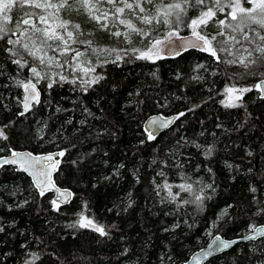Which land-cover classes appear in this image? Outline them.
I'll return each mask as SVG.
<instances>
[{
  "label": "trees",
  "instance_id": "1",
  "mask_svg": "<svg viewBox=\"0 0 264 264\" xmlns=\"http://www.w3.org/2000/svg\"><path fill=\"white\" fill-rule=\"evenodd\" d=\"M217 30L209 25L206 32ZM4 46L0 41V127L8 125V139H0V155L9 148L66 150L54 179L73 195L53 210L51 193L41 196L24 173L0 167V264H180L206 244L225 210L213 234L239 237L264 223V98L251 86L238 106L227 107L223 89L231 77L207 52L103 64L97 71L104 79L87 91L40 84L39 103L21 116L22 88L10 79L18 69ZM157 112L185 115L149 140L142 122ZM165 182L180 193L173 202H161L167 191L157 195ZM186 182L193 193L177 187ZM202 187L209 197L202 207L182 202ZM80 214L106 226L109 236L68 227ZM204 264H264V236Z\"/></svg>",
  "mask_w": 264,
  "mask_h": 264
},
{
  "label": "snow or ice",
  "instance_id": "2",
  "mask_svg": "<svg viewBox=\"0 0 264 264\" xmlns=\"http://www.w3.org/2000/svg\"><path fill=\"white\" fill-rule=\"evenodd\" d=\"M190 9H197V14L189 17ZM72 14L83 16L92 26V30L85 32L82 24L74 22L71 18ZM165 25L173 27L184 25L190 28L195 41H185L182 47L187 49L190 46L207 52L217 62L221 60L218 53H226L227 56L232 57L230 60H225V63L238 64L245 69L264 61V0H0V41L6 45L2 51L7 53L10 62L18 69L16 76L10 79L25 93L21 102L23 110L18 114L23 116L28 112L31 101L39 103L40 92L37 85L41 81H45L48 88H52L56 83H72L78 84L82 90L87 91L103 80L104 76L96 73V67L86 58L89 53L97 57L105 56L101 64L129 62L133 58L163 59L161 50L163 48L170 50L171 37L175 32L169 31L166 40L154 39L152 34L158 31L160 26ZM209 25H214L218 29L215 34L204 31ZM95 32H103L110 38L129 45L133 44L135 37L144 43V47L142 49L134 46L126 49L101 47L96 44ZM217 37L224 39L218 40ZM213 42L223 46L217 48ZM111 56L114 58H107ZM25 70L29 75L27 78H21V73ZM2 74L0 72V75ZM193 79L200 77L194 76ZM253 87L257 91L264 92V80H260ZM251 90L252 88L249 87L240 89L235 86L226 87L225 92L229 94V103L226 106H238L234 100H240L243 93ZM235 93L240 95L233 96ZM184 115V112H180L173 119H179ZM151 123L157 127H166L172 123V119L161 121L153 119ZM7 127L8 125L0 127L2 140L8 139L4 131ZM147 138L154 140L155 135L150 132ZM2 151L4 149L0 148V152ZM8 151L11 155L0 157V167L19 162L22 170L34 177L39 194L43 196L48 184L40 177H48L50 173L43 169L37 170L36 165L43 159L51 161L50 167L54 169L60 161L53 160V155L63 157L66 150L45 157L17 152L11 148ZM210 152L211 150L208 154ZM158 175L163 176L164 173L160 172ZM177 187L182 192L193 193L192 183L186 182ZM156 188L158 196L161 191H167V196L161 197L162 203L165 200L173 202L180 195L179 192L173 193V185L167 182L157 184ZM204 190L203 187L200 188L201 194H194L192 200L182 202L196 203L198 207H202L203 200L209 198L203 195ZM252 191H255V188ZM61 195L66 199L70 194L65 192ZM50 203L53 205V210H59L60 205L57 200H52ZM17 206L22 207V205ZM128 206L131 207V203ZM224 214H227L226 210ZM68 227L90 228L101 237L109 236L106 226L83 214H80L79 219ZM249 229L253 235H244L241 239L254 240L257 236H264L262 228L250 225ZM4 231L5 228L0 226V233ZM214 241L215 247L209 245L210 250L204 253L206 257L211 256L213 252L228 249L238 242L224 240L219 235L214 237ZM31 255L33 261L39 259L36 253ZM25 264L30 262L26 261Z\"/></svg>",
  "mask_w": 264,
  "mask_h": 264
},
{
  "label": "water",
  "instance_id": "3",
  "mask_svg": "<svg viewBox=\"0 0 264 264\" xmlns=\"http://www.w3.org/2000/svg\"><path fill=\"white\" fill-rule=\"evenodd\" d=\"M167 38H165L164 40H166ZM185 41H195V37L192 35V33H186V34H178V35H174L171 37V48L170 50L167 48H163L161 50V55L165 56V57H174L176 55H179L180 53H182L185 50L188 49H195V50H199L197 48H193V47H187V49H185L184 47H182V45L184 44ZM177 52L179 54H177ZM260 80H264V78L259 79L256 84L260 81ZM37 89L40 92V96H41V91L39 86L37 85ZM259 95L262 97L264 96V92L258 91ZM25 93L23 90V97H24ZM39 96V98H40ZM36 101H31L30 104L35 103ZM22 106V103H21ZM23 109V107H22ZM178 113H172V114H167V115H163L159 112L157 113H152L147 115L143 122H142V128L144 130V132L149 135V133H153L155 136H157L160 132L165 131L166 129H168L173 122L175 121V119H173L174 117H177ZM155 119L157 121H161V120H168V119H172V123L168 124L166 127H157L152 125L151 121ZM14 151L17 152H21V153H31L33 156H40V157H45L49 154H55L59 151H61L60 149H54V150H48V151H43V152H39V153H34L32 151H29L28 149H14ZM11 153H7L4 155H0V157H4V156H10ZM53 160H59L60 161V156H55L53 155ZM51 161H44L43 159L41 160V163L36 165V169L40 170L43 169L45 171H48L50 173V175L48 177H44L41 176L40 179L41 180H46L47 181V188L45 190V193H51V200H57L59 205H63V204H67L71 198H72V190L68 187H64V186H60L55 182V174L58 171L59 165L60 163L57 165L56 168H51ZM9 166L14 167V169L18 172H22L24 173L26 176L29 177L31 184L33 185V187L36 189V191L39 193V189L36 187L35 182H34V177L32 175L29 174V172L23 171L22 170V165L18 162L17 164H10ZM68 193L70 195L67 196V198L65 199L64 195H61V193ZM44 193V194H45ZM255 227L257 228H262L264 229V223L261 224H257L255 225ZM216 235H219L222 239L224 240H237L238 242L241 241H251V240H243L241 239L242 236L244 235H253V233L249 230L246 233L242 234L239 237H234V238H225L223 236H221L220 234H213L208 241L206 242V244L194 251H192L189 256L187 257V259L183 262H181L180 264H204L206 263L210 258L221 254L222 252H225L227 250H229L231 247H233L234 245H231L228 249H223L219 252H213V254L211 256H205L204 253L209 251V245H213V248L215 247V241H214V237ZM262 236H257L254 240H256L257 238H260ZM237 242V243H238Z\"/></svg>",
  "mask_w": 264,
  "mask_h": 264
},
{
  "label": "rangeland",
  "instance_id": "4",
  "mask_svg": "<svg viewBox=\"0 0 264 264\" xmlns=\"http://www.w3.org/2000/svg\"><path fill=\"white\" fill-rule=\"evenodd\" d=\"M71 18L74 20V22L81 23L85 32L92 30V26L86 21V19L83 16H77L75 14H72ZM169 31H174L171 25L160 26L159 30L154 31L152 35H153L154 39L164 40L165 38H167V33ZM204 31L206 32V29ZM189 33H192V30ZM213 34H215V33H213ZM175 35H177V34L175 33ZM82 38H85V37H82ZM94 39H95L96 44L98 46L105 47V48L126 49V48L134 46L136 48L142 49L144 47V43L135 37L133 38V44L132 45H129V44L123 43V42H118L117 39L110 38L107 34H105L103 32H95ZM217 39L223 40L224 38L223 37H217ZM213 43H214V46L217 48L223 46L221 44H217L216 42H213ZM81 47H83V46H81ZM218 55L221 57L219 64H221L223 66L225 73H227L231 77L230 78L231 83L227 87L235 86L237 89L244 88V87H251V86H254L259 79L264 78V61L259 62L257 65H255L249 69H245L243 66H240L238 64L225 63L224 62L225 60L232 59V57L227 56L226 53H218ZM86 58L89 59L90 63L96 67V73H98L97 69H98V67L103 65V64H101V62L106 57L103 55L97 57L96 55L89 53L86 55ZM107 58L113 59L114 56L107 57ZM28 75L29 74L26 71L25 72V78H27ZM33 82H35V81H33ZM40 84L47 87V83L45 81H41ZM40 84H38V85H40ZM223 92L225 95L224 102L226 104H228L229 103V94L225 92V88L223 89ZM234 95H240V93H235V94H233V96ZM22 100H23V92H22V95L19 99V102H22ZM238 101L239 100H234V102L236 104L238 103ZM223 217H224V214H221V216L218 217L211 224V227H209V229L207 230L208 239L213 235L214 229L217 227L218 223L220 222V220ZM251 225L255 226V224H251ZM249 230L250 229L248 228L247 231H249Z\"/></svg>",
  "mask_w": 264,
  "mask_h": 264
}]
</instances>
